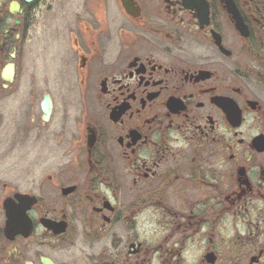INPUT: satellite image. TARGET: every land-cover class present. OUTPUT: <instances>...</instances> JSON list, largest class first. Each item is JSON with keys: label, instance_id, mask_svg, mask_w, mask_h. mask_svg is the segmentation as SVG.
<instances>
[{"label": "flooded vegetation", "instance_id": "af4514ba", "mask_svg": "<svg viewBox=\"0 0 264 264\" xmlns=\"http://www.w3.org/2000/svg\"><path fill=\"white\" fill-rule=\"evenodd\" d=\"M0 264H264V0H0Z\"/></svg>", "mask_w": 264, "mask_h": 264}]
</instances>
